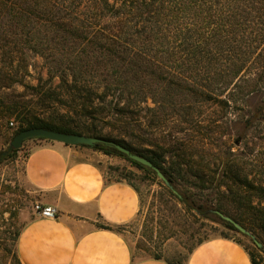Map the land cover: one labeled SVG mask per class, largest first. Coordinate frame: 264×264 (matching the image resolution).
I'll list each match as a JSON object with an SVG mask.
<instances>
[{"label": "trees", "instance_id": "16d2710c", "mask_svg": "<svg viewBox=\"0 0 264 264\" xmlns=\"http://www.w3.org/2000/svg\"><path fill=\"white\" fill-rule=\"evenodd\" d=\"M0 52V89L24 83L20 68L27 69L31 56H39L48 79L57 78L63 88L51 93L55 97L42 99L39 107L0 97V120L18 118L12 137L32 127L100 137L107 142L77 146L121 156L153 174L160 186L156 208L168 212L162 214L170 226L183 221L180 205L202 218L213 213L227 228L240 232L221 213L264 239V206L252 200L264 202V160L231 158L221 163L223 177L241 187L245 193L240 194L222 179L211 186L213 175L208 178L205 171H214L183 152L166 161L162 146L135 147L123 137L99 136L95 127L101 122L126 131L131 127L127 116L135 110L187 112L201 100L230 112L244 108L255 93L264 95V0H0ZM53 102L63 105L64 112L53 119L40 117ZM253 121L247 117L245 124ZM261 121L264 125V113ZM114 144L148 159L168 186ZM128 184L139 195V188ZM15 215L0 214V264H22ZM147 223L146 242L138 246L143 255L184 264L188 254L169 260L151 250L147 243L153 234L147 233ZM248 254L252 264H258L256 256Z\"/></svg>", "mask_w": 264, "mask_h": 264}, {"label": "rangeland", "instance_id": "374dc122", "mask_svg": "<svg viewBox=\"0 0 264 264\" xmlns=\"http://www.w3.org/2000/svg\"><path fill=\"white\" fill-rule=\"evenodd\" d=\"M0 66H2L1 52ZM20 71L24 83H13L9 87H2L0 97L39 107L38 104L42 99L48 100L47 96L53 98L55 94L52 95V92L60 93L63 90L58 86L57 78L48 79L46 68L39 56H31L27 69L20 68ZM36 86L38 88L35 90ZM42 92L47 94L41 95ZM51 104L52 106L39 112L40 117L53 119L58 112H64L63 105L55 102ZM146 104L150 107L154 106L151 100ZM263 108L264 95L259 92L246 99L244 108L241 106L240 109L230 112L224 111L214 101L201 100L196 101L192 109L187 112H170L162 109L156 114L145 109L135 110L127 116L131 127L126 131L112 129L101 122H96L95 127L97 135L123 137L135 147L142 146L157 150V146H162L166 150V161L172 160L177 152H183L187 157L192 158L193 162L214 171L212 174L205 171L209 174L208 178L213 175L211 186L217 179H222L231 185L233 190L244 194L241 187L231 184L226 176L223 177L221 163L231 158L242 159L249 163L264 160V125L261 121ZM247 117H253L251 126L245 124ZM11 122L13 124H10ZM18 124V118L15 116L0 120V153L7 149ZM30 149V143L24 141L11 156H7L11 151L4 154L3 158L0 154V214L7 218L9 212L15 211L14 222L18 228L34 216L33 206L39 202L37 191L28 184L24 176V161ZM95 152L94 156L110 179L123 180L139 188V213L126 227L127 232H125L136 255H143L138 246L146 242L143 231L144 221L147 219V233L153 234L150 244L147 245L163 258L171 260L184 257L188 254L189 248L198 241L227 235L240 242L248 252L253 253L258 264H264V239L256 231L245 228L260 246H257L249 235L227 228L213 213L202 218L194 211H183L180 205H178L179 217L183 218V221L180 222V226H170L164 221L163 216L168 212H159L156 208L159 204L156 192L160 190V186L153 174L133 165L121 156ZM256 176L258 178L260 175ZM252 200L255 204L260 203V206H264L263 201L259 202L257 198Z\"/></svg>", "mask_w": 264, "mask_h": 264}, {"label": "crops", "instance_id": "0c3cea01", "mask_svg": "<svg viewBox=\"0 0 264 264\" xmlns=\"http://www.w3.org/2000/svg\"><path fill=\"white\" fill-rule=\"evenodd\" d=\"M24 176L38 201L56 206V218L34 216L20 227L16 249L22 264H169L136 255L126 227L138 216L140 198L123 180L110 179L96 150L46 139H28ZM110 226V228L104 226ZM184 264H252L233 239L197 243Z\"/></svg>", "mask_w": 264, "mask_h": 264}, {"label": "water", "instance_id": "95a60500", "mask_svg": "<svg viewBox=\"0 0 264 264\" xmlns=\"http://www.w3.org/2000/svg\"><path fill=\"white\" fill-rule=\"evenodd\" d=\"M30 138H42V139L62 142L64 144L74 145V146L77 145L92 146L99 142H107L106 140H103L100 137L87 136L84 134H76V133H66V132L51 130L43 127H32V128L23 129L19 133H17L8 143L7 149L3 152V154H7L12 150L19 149L22 146L23 142ZM114 147L120 152L126 154L130 159L154 170L156 172V175L161 180L164 181L165 185L168 186V182L164 179L161 172L148 159L130 152L126 147L122 145L114 144ZM218 214L228 222L232 223L240 232L249 235L251 238H253V236L250 235V233L244 227L234 222L231 218L224 216L221 213ZM253 240L257 246H260V244L254 238Z\"/></svg>", "mask_w": 264, "mask_h": 264}, {"label": "built area", "instance_id": "2783aa9c", "mask_svg": "<svg viewBox=\"0 0 264 264\" xmlns=\"http://www.w3.org/2000/svg\"><path fill=\"white\" fill-rule=\"evenodd\" d=\"M10 124H13L11 122ZM34 214L41 218H56L58 209L53 205H46L41 202H36L33 206Z\"/></svg>", "mask_w": 264, "mask_h": 264}]
</instances>
